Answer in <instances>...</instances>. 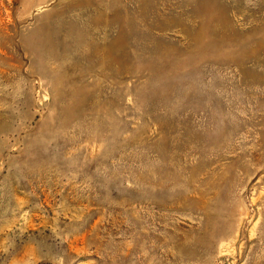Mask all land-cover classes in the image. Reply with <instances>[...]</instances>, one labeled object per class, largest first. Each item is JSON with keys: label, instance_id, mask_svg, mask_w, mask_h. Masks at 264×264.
<instances>
[{"label": "rangeland", "instance_id": "obj_1", "mask_svg": "<svg viewBox=\"0 0 264 264\" xmlns=\"http://www.w3.org/2000/svg\"><path fill=\"white\" fill-rule=\"evenodd\" d=\"M0 264H264V0H0Z\"/></svg>", "mask_w": 264, "mask_h": 264}]
</instances>
